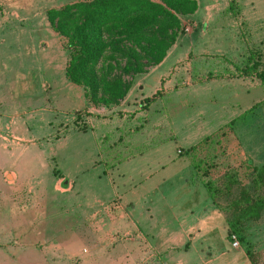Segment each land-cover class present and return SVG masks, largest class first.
Segmentation results:
<instances>
[{
    "label": "crops",
    "instance_id": "crops-1",
    "mask_svg": "<svg viewBox=\"0 0 264 264\" xmlns=\"http://www.w3.org/2000/svg\"><path fill=\"white\" fill-rule=\"evenodd\" d=\"M85 1L90 0H72L63 5ZM195 1L196 10L180 19L183 31L162 61L145 73L135 75L119 104L100 109L88 104L82 88L66 79L64 68L68 54L64 39L46 20L36 22L34 19L39 17V12L34 9H19L14 14L23 21L18 32L28 37L22 35L24 39L19 40V37L11 36L8 43L0 40V227L12 225V234L6 240L14 244L12 251L0 248V264H12L7 257L14 259L15 264H138V259L140 264H249L244 252L230 248L228 243L223 250L216 248L214 255L210 253L211 247L214 249L213 235L219 233L223 219L203 186L193 190L197 197L189 206L146 200L148 194L156 191V185H150L149 180L164 172L171 160L167 156V162L163 160L160 164L154 157L149 161L146 154L150 143L144 137V98L147 97L144 87H148L154 78L162 89L170 82L175 84L186 75V70L192 71L200 58L208 59L205 62L211 65L207 61H212L214 51L235 49L229 43L233 28L241 37L240 50L255 48L246 44L249 26L261 29L264 37V0H249L258 2L247 7L251 16L245 18L243 13L241 20L238 15L240 21L233 28L226 20L219 26L216 22L228 14L226 7L230 0L224 5L217 0ZM196 19L210 23L206 25L205 41L200 43L191 41L194 29L184 26L185 23L191 25ZM12 27L13 30L19 28L2 25L0 33H14ZM43 33L48 37L42 43L30 36ZM208 34L212 37H207ZM195 36L198 38V33ZM201 50H204L203 54ZM203 55L204 58L200 57ZM171 68L176 70L172 74L167 72ZM252 74L242 76L249 84L237 89L242 97L235 105L239 116L251 112L253 116L255 113L259 116L264 111V107L257 105L264 99L263 89ZM164 76L167 80L160 84ZM30 92L38 93L40 103L45 105H40L38 115L28 118L29 121L34 119L38 125L60 128L62 125L55 120L58 115L71 122L81 120L84 123L81 132L92 135L90 144L96 157L86 160L85 166L79 161L70 165L63 154L59 159L56 155L57 150L66 147L64 138L59 139L56 134L57 138L53 139L52 135V139H46L44 143L30 138V128L21 122L18 113L20 96ZM224 114L229 116L228 112ZM105 119L110 124L104 123ZM237 129L241 130V136L238 135L236 145L243 149V161L251 162L254 167L264 166L261 124L253 122L252 131ZM223 138L214 143L221 147V158L228 144ZM207 144L208 147L215 146L212 141ZM101 163L103 167L99 169ZM188 175L187 169L180 181L185 182ZM101 178L107 180L102 194L85 185L88 180L95 179V184ZM150 211H154L153 215L159 219V227L158 224L152 226ZM4 233L3 229L0 235ZM185 258L191 260L188 262Z\"/></svg>",
    "mask_w": 264,
    "mask_h": 264
},
{
    "label": "rangeland",
    "instance_id": "rangeland-1",
    "mask_svg": "<svg viewBox=\"0 0 264 264\" xmlns=\"http://www.w3.org/2000/svg\"><path fill=\"white\" fill-rule=\"evenodd\" d=\"M21 1L22 2L19 3L18 0H0V26L13 25L19 27L15 28V30H13V27L11 28L12 32L15 34L0 33L1 41L8 43L11 41L12 37L14 39H18L19 37V40L24 39L22 35H25V38L28 37V35L18 32L20 31V27H23L22 19L18 16H14L19 9L25 11L27 8L34 9V11L39 12V17L34 20H36V22H43L46 20L45 14L47 10L60 8L63 4L68 1L71 2L72 0ZM225 1L227 0H217L220 5L226 4ZM248 1L249 0H230L228 2V7H226L228 14H225V18L224 16L223 18L219 17L216 20L217 25L219 26L226 20L233 28L237 26V22L240 21L237 20L238 15L241 17V20L243 13L245 18L251 16V12L247 9L248 5L252 6L258 2ZM243 5H245L246 8H244ZM42 13L44 14V18H42ZM219 19H222L221 23ZM203 21V19H196L191 25L188 23L184 24L189 30L194 29V35L191 39L192 42L200 43V41H205V32L207 31L206 25H210V23L206 22L207 24H205ZM212 24H215V22H212ZM235 31V28H233L229 33V43L234 45L235 49L214 51V56H211L212 61H207L211 63V65L206 64L205 61L208 59L200 58L197 60L198 64L193 66L192 71L186 70V75L181 77L180 80H177L175 84L174 82H170V84H167V86L162 89V85H159V81L157 82L156 78H154L149 82L148 87H144V95H147L145 98L150 97L154 92H158V97L154 102L149 104L144 102V137H147L150 143L146 154L150 158L149 161H152L151 159L154 157L160 164L163 163V160H165L167 156L171 160L169 161V163H171L164 172L153 175L149 180V183L151 182L150 185L153 183L156 185V191L151 195L148 194V199L146 200H152L157 204L161 203L163 205L176 202L179 207L189 206L193 204V201H195L194 199L197 197V195L193 194V190L196 189V186L202 187V182L210 181L214 188L217 187L222 190V185L226 181V176L232 175L233 179L236 181V184L230 186L231 193L234 194L236 189H239V185H244L245 187V182L249 181V176L251 174H247L245 178L242 176L244 175L243 173H251L250 167L253 166L251 162H249V166L246 165V162L243 161V149L236 145L238 135L241 136L239 133L241 130L237 128H243L244 131H252L253 122H258L261 124L262 136H264V111L262 110L259 116L257 113L253 116V112L246 113L247 115L244 114L245 116H239L240 114H236L237 110L235 105L237 104V100H242L237 89L245 88L249 84L248 79L242 80V76L245 75V72H247L246 75L253 73L245 69L249 68V64L254 62V60L258 64L257 69L264 67V37L261 29H257V27L252 25L249 26V33L246 35V44H250L255 48L240 50L238 45H242L240 41L241 37L239 33ZM197 33L199 40L195 36ZM207 33H209V31ZM199 35H202V38ZM30 36H32L34 40H37L38 43L48 37L46 33L37 34L35 37L34 35ZM207 37L212 36L208 34ZM217 37L220 38V35H217ZM238 41L240 44L237 43ZM218 42L220 41L218 40ZM203 51L204 50H201L202 54ZM194 53L197 52L194 51ZM200 57L204 58L205 56L203 55ZM189 58L192 59L191 56H189ZM1 67L3 66L1 65ZM175 71L174 68H171L170 71L167 72L172 74ZM45 76H42V78L44 79ZM40 79L41 77L38 76V80ZM163 79L164 80L160 81V84L167 80L165 76ZM251 82L252 79L250 83ZM262 89V97L264 98V87H262ZM38 95V93L30 92L28 94H22L19 99V118L22 123H25L27 128H30V138L35 139V142L42 141V143L47 141L46 139H52V137H50L52 135L54 136L53 139L58 136L59 139L64 138L67 144L65 149L56 151L58 159L59 156L63 154L67 164L73 165L79 161V163L81 162V166H85L86 160L96 157V151L90 144L92 140L91 133L81 132L83 130L82 125H84L81 120H79V122L77 120H72L71 122V119L66 118L65 120V117L60 118L59 115L55 120L62 125L60 128L55 125L52 127L46 124L38 125L34 119L29 121L28 118H33V116L36 117L38 115L37 111L40 105H45L43 102L42 104L40 103L41 98ZM244 99L246 101L247 97ZM227 104H232V108H227ZM257 105L264 107V99ZM93 107L97 109L105 108L103 106ZM108 107H112V105ZM224 112H228V117L231 119L228 120ZM26 121H29V126L26 124ZM106 122L110 124L107 119L104 120V123ZM111 125L113 126V124ZM107 127L109 126H106V128ZM76 130L78 132H76ZM63 131H67V133H63ZM56 134H58V136ZM47 136H49V138H47ZM220 137H224L228 141V144L224 147L225 152L222 158L221 154L223 152L221 151V147L214 144L215 140L219 141ZM209 141H212L213 145L217 147L206 146ZM39 144L41 143H38V145ZM21 148L24 149L25 147L22 146ZM43 148L42 144V149ZM191 148L195 149L190 152L189 149ZM187 164L190 167L187 166ZM0 165H2V162H0ZM149 166L152 170L151 162H149ZM102 167L103 164L101 163L99 169ZM195 167L197 170L194 169ZM256 167L258 166H255V168ZM206 168L208 169L207 175L206 177H202L200 173ZM187 169L189 175H191H188L189 178L187 177L185 182L180 181V177ZM94 181L95 179L88 180V183L86 182L85 185H90L92 189L102 194L103 190L101 189L105 187L107 180L101 178V181L95 184L93 183ZM149 183L144 187H147ZM83 186L84 184L80 185L79 188L81 189ZM248 186L249 185H247V187ZM259 193L264 195V183ZM229 203V199L225 194L217 195L216 205L218 206L216 208L223 219V223L221 228H218L219 233L217 234L216 232L213 235L215 241L214 249L211 247L212 251L210 252L213 255L217 252L215 251L216 248L218 250H223L227 243L230 246L228 238L229 224H234V226L237 224L235 213L232 211V208H230L232 204ZM174 211L176 212L175 209ZM150 212L152 213V218L150 220L153 224L152 226L154 227L155 224H158L159 227L160 221L153 215L155 212ZM239 219L240 218H237L239 223L237 228L240 232L239 234H234L238 246L233 249L244 252V249L248 247L249 251L254 255V264H264V210L260 212L259 217L255 220L246 218V215L244 218ZM8 221L11 220L9 219ZM3 229L5 233L4 235H0V248H6V251L9 249V251H12L11 246L14 244L6 240V237L12 234L13 227L12 225L0 227V232L3 231ZM240 238L243 239V242L240 241ZM84 243L85 242H83V244ZM230 248L232 247L230 246ZM7 259L9 263L15 264V262H13L14 259L9 257H7ZM185 260L189 262L191 259L185 258ZM8 261L6 260V262ZM138 261V264H140L141 260L138 259ZM248 263L251 264L249 261Z\"/></svg>",
    "mask_w": 264,
    "mask_h": 264
},
{
    "label": "trees",
    "instance_id": "trees-1",
    "mask_svg": "<svg viewBox=\"0 0 264 264\" xmlns=\"http://www.w3.org/2000/svg\"><path fill=\"white\" fill-rule=\"evenodd\" d=\"M195 10V0H90L49 9L45 16L50 28L65 40L66 79L82 88L88 104L106 108L124 98L135 75L162 61L183 31L180 19ZM257 68L258 64L253 62L245 70L253 72L264 87V67ZM157 97L158 92H154L144 102L152 103ZM207 170L200 173L202 177H206ZM250 171L242 176L251 174L245 187L239 185L234 194L230 186L236 181L232 175L226 176L222 190L214 188L210 181L202 182L215 207L217 195L225 194L232 204L237 224H229L228 237L240 232L237 218L246 215L255 220L264 210V195L259 193L264 183V166L250 167ZM244 255L254 264L248 247Z\"/></svg>",
    "mask_w": 264,
    "mask_h": 264
},
{
    "label": "built area",
    "instance_id": "built-area-1",
    "mask_svg": "<svg viewBox=\"0 0 264 264\" xmlns=\"http://www.w3.org/2000/svg\"><path fill=\"white\" fill-rule=\"evenodd\" d=\"M228 238H229V241H230V246L232 248H236L238 246V244H237V239H236L235 235L231 234V235H229Z\"/></svg>",
    "mask_w": 264,
    "mask_h": 264
}]
</instances>
